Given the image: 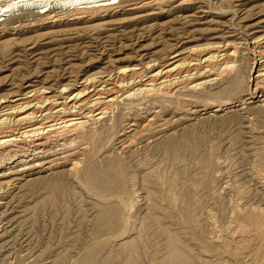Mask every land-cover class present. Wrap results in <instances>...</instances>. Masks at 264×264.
I'll return each mask as SVG.
<instances>
[{"label": "rangeland", "instance_id": "obj_1", "mask_svg": "<svg viewBox=\"0 0 264 264\" xmlns=\"http://www.w3.org/2000/svg\"><path fill=\"white\" fill-rule=\"evenodd\" d=\"M86 17L1 31L0 96L28 84L60 91L142 61L157 68L177 42L245 48L244 36L264 34V0H168ZM242 58L249 69L252 56ZM243 91L187 85L119 102L82 138L74 171L31 173L0 191V264H264V111L235 107ZM146 110L159 112L161 131L122 136Z\"/></svg>", "mask_w": 264, "mask_h": 264}, {"label": "bare ground", "instance_id": "obj_2", "mask_svg": "<svg viewBox=\"0 0 264 264\" xmlns=\"http://www.w3.org/2000/svg\"><path fill=\"white\" fill-rule=\"evenodd\" d=\"M167 1L0 0V32L59 25L64 20L86 16L93 19L135 13ZM69 16L72 17L68 19ZM255 33L244 36L245 48L235 40L187 48L186 41L177 42L168 46L157 68L155 60L142 61L140 65L87 75L79 83L75 81L74 86L64 85L60 91L47 92L48 88H34L32 84L9 90L0 96V191L16 188L31 173H46L66 165L69 172L74 171L79 166L75 158L87 147L82 138L96 125L112 121L121 101L173 97L187 85L196 90L224 82H244V91L236 100L239 105L235 107L264 111V34ZM33 48L34 45L27 50ZM246 51L252 56L250 70L242 67ZM231 106L228 102L212 112L227 111ZM158 113L142 111L141 116L127 121L120 135L127 138L158 133ZM197 113L200 111L189 112L200 115Z\"/></svg>", "mask_w": 264, "mask_h": 264}]
</instances>
